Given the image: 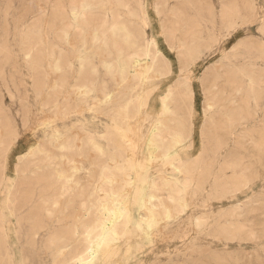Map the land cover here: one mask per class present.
<instances>
[{"label": "rangeland", "instance_id": "1", "mask_svg": "<svg viewBox=\"0 0 264 264\" xmlns=\"http://www.w3.org/2000/svg\"><path fill=\"white\" fill-rule=\"evenodd\" d=\"M97 2L93 14L105 12L107 24L117 21L134 36L152 39L165 50L166 60L146 75L130 69L137 76L131 82L113 80V68L105 66L117 61L113 40L107 38L105 55H98L87 36L81 40L78 23L67 41L51 40L71 68L65 87L58 89L46 35L56 0H0V264H62L80 245L79 235L89 223L107 231L106 239L92 243L86 264H260L264 0ZM33 30L40 31L44 48L32 38ZM80 55L91 68L82 83ZM178 58L186 69L180 70ZM33 59L40 63L38 76ZM184 79L190 87L183 86ZM169 89L174 95L170 106L183 108L187 124H193L180 144H173L168 131L162 133L163 142L153 139ZM107 127L111 136L106 141ZM8 137L15 140L10 144ZM67 144L74 145L72 154ZM26 148L33 149L18 156ZM113 152L120 153L127 178H135L136 168L159 190L138 182L113 198L116 179L111 175L103 185L107 196L94 193L101 183L99 165H109L111 172L115 168ZM52 177L66 183V193L50 186ZM139 191L152 196L147 203H134ZM173 193L177 197L170 202L167 196ZM58 237L65 240L60 243Z\"/></svg>", "mask_w": 264, "mask_h": 264}, {"label": "bare ground", "instance_id": "2", "mask_svg": "<svg viewBox=\"0 0 264 264\" xmlns=\"http://www.w3.org/2000/svg\"><path fill=\"white\" fill-rule=\"evenodd\" d=\"M97 4H98L97 0L96 1L95 0H67V3L66 4H64V0H56L55 5L51 8L50 15H49V21L47 23V31H46L47 40L49 41V51H50V53H48V57H49V60H50V61L48 60L49 61L48 65L50 66V68H51L52 71H54L55 73H58V75H59L60 80L59 81H56L55 82V85H54L58 89H62V88L65 87V84L68 82L67 81L68 76H66V74L71 71V68L67 64L66 59H63V57H61V53L60 52H55L53 50L54 48L51 45V40L53 39V37H58L61 40L67 41L68 38H69L70 32H71V29L74 30L75 28H78V26L76 25L78 23H80L82 25L81 28H83L82 30H83V35L84 36H83V38L81 40L84 42L85 39L87 40V38L85 37V36H87L89 38V40L91 41L92 45L94 46V48H96V53L98 55H105V52L103 50V47L106 46L105 40L107 38H111V40H113V42H114L113 43V46H114V48L116 49V52H117V61H116L115 65H111V64H106L105 65L107 68H110V69L113 68L112 69L113 71L111 70L112 71L113 80H115V78H117V79L120 80L121 83H123V82H131V81H133L137 77L136 76L137 71H139V73H141L143 75H146L147 72L150 71L152 68H156L157 65H158V63L162 62V60L163 61L166 60V57L164 56L165 50L159 48L157 46V44L152 39H150V38L149 39H144V38L143 39H140L138 36H134L132 34V32H130L125 26L119 24L117 21H113L110 24H107V22L104 20L105 15H107L105 12L98 13L97 15L93 14V10L97 7ZM94 15H95L96 18H94ZM98 19L101 20L100 23H97V22H99V21H97ZM70 21H71V23H69ZM229 24H231V23H229ZM81 28H79V29H81ZM144 34L146 35V33H144ZM32 35H33L32 38L37 39L36 44L39 43L44 48V44H43V41H42V37L40 35V31L33 30L32 31ZM47 45H48V43H47ZM82 47H84V43H82ZM82 50H84V49H82ZM180 55H181V53H178V56H180ZM78 62H79V66H78L79 67V71H78L79 78H78V81L80 83H82L83 81H88V79L90 78L89 77L90 74H88L87 71H89L91 68L88 67V65H87L86 57L84 55H80ZM31 64H32L33 70L35 72H37L36 75L38 76L39 75L38 74V70L40 68L39 61L33 59L31 61ZM178 64L181 67L180 70H184L187 67L186 62H184V60L182 58H178ZM132 68H134L135 69L134 72H136V73H133L134 75L132 73L130 74V69H132ZM183 86L186 87V88L190 87V84H189V80L188 79H184ZM82 93H84V91ZM76 94H78V93H76ZM192 94L194 96H196L197 90L196 89L192 90ZM95 96H96V94H95ZM173 96H174L173 95V90L172 89H169L168 92L166 93V96H165L164 100L161 102V106H160V108H161L160 109L161 110V116H160V118L157 121L158 124L155 126V129L153 130L154 131L153 139H154V142L155 143H161V142H163V139L161 137L162 136V133L168 131L169 133L172 132V135L171 134H169V135L172 138L171 141H173V144H180L185 139H187V137L189 136V132H191V130L193 128V124L192 123L191 124H187L186 119H185L186 112L184 111L183 108L182 109H179L177 106H174L172 108V106H170V104L172 103L171 101H172ZM159 104H160V102H159ZM174 108H176V109H174ZM54 109H56V108H54ZM190 109L191 108L189 107V110ZM111 126H113V125H111ZM110 129H111L110 127H107L103 131V134L102 135L106 137V141L110 139V136H111ZM5 135H7V134H5ZM160 138H161V141H160ZM90 139H91V137H90ZM14 140H15L14 138H9V141H10L9 143L11 144ZM73 140H75V139H73ZM67 142H69V141H67ZM21 145L22 144H20L19 149L21 148ZM67 145L64 148L67 150V153L69 151V153L72 154V152H73L72 149H73V146L74 145H72V144H69L68 146ZM120 146H121V144L118 143V147H120ZM122 146H124V145H122ZM154 148H156V147H154ZM75 149H76V147H75ZM31 150H30V152H31ZM30 152H29V148L21 149V151L18 153V156H27V155H29ZM175 155H177V154L175 153ZM61 157H62V155H61ZM63 157H65V156H63ZM53 158H51V159H53ZM66 158H64V159H66ZM121 158L122 157H121L120 153H118V152L117 153H115V152L112 153V156L110 158V161H113L115 163L114 164V167L115 168L112 170L113 172L110 171L109 165L108 166L107 165H104V166L103 165H101V166L99 165V169H98V177L99 178L98 179L101 181V183L96 188V190L94 189V193H100V192H102V194L104 193V196H107V193L109 191L103 185L104 184H107L108 178L111 175L114 177V179H116L115 180V186H113V190L111 191L113 198H117L120 195H122V192H125L124 191V187L125 186H130L131 187L132 184L138 183V182L147 183L149 189L159 190V187L160 186H158V184H157V182L155 180H151L150 182L147 181V179H146L147 177L144 176V174L142 175L139 172V170H137L136 168L134 169L135 178H132V177L131 178H127L128 176L125 173V170H124L123 165L121 164L122 163ZM51 159L49 158L48 160H51ZM65 164H66V162H65ZM49 171H47V172L49 173ZM127 172H129V171H127ZM30 174H31V172H30ZM50 175H48V176H50ZM53 175L54 174H52L51 176H53ZM57 175H58V173H57ZM59 175H61V174L59 173ZM50 178H47V179H50ZM56 179L57 178L55 177V179L53 178L52 181H50V183H51L50 186H55L57 188L56 190H58V192L60 194L66 193V183H64L63 185H60V183L57 181L58 179L57 180ZM118 180H119V183H118ZM65 181L68 182L67 179ZM178 186H182V185H178ZM148 188H146V190ZM162 188H161V190H162ZM182 189H184V188H182ZM147 191L144 192V193L142 191L136 192V195L134 197V203L135 204L147 203L148 200L152 197V196L150 197V196L147 195ZM169 192H171V191H169ZM174 192H175V190H174ZM93 197H94L93 195L92 196L90 195L89 196V199L90 198H93ZM176 197H177V194L176 193H173L171 195H168L167 196V199L170 202H174L175 199H176ZM5 203H7V202H5ZM44 203H46V202L43 201V202H40V203H38L36 205L35 210H34V214H33L34 216H35V214H37L38 211H40L42 209ZM100 203L101 202H99V204ZM55 204H56V202H54V205ZM91 206L94 207L93 204H91ZM129 206H130V204H129ZM162 206H164V205L163 204H160L159 205V207H162ZM157 208H155V209H157ZM133 210H134V208H133ZM110 213H111V211H110ZM134 214H133V216H134ZM0 215L2 216V214H0ZM194 220H196V219H194ZM106 223H107V221H106ZM3 225H4V223H3ZM65 225H67V224H65ZM84 225H87V226L85 228L84 227L82 228L83 229L82 230V233L79 235L80 236L79 237L80 245H78V248H75L74 251L72 250V252H70L68 254L67 260H65V261L62 260L61 261L62 264H86L87 259L93 253V247L94 246H93L92 243L93 242H99L101 240L106 239V236L104 235V233L107 230H105V231H103V233H101L100 232V231H102L101 228H96L94 225H90V223L89 224H84ZM0 228H1V226H0ZM103 229H104V227H103ZM2 231L4 232V230H2ZM72 235H75V234H72ZM3 238H4V236H3ZM43 239H44V237H43ZM57 240L61 243V242H63V240H65V238L64 237H58ZM42 246H43V244H42ZM95 260H97V259H95Z\"/></svg>", "mask_w": 264, "mask_h": 264}, {"label": "snow or ice", "instance_id": "3", "mask_svg": "<svg viewBox=\"0 0 264 264\" xmlns=\"http://www.w3.org/2000/svg\"><path fill=\"white\" fill-rule=\"evenodd\" d=\"M242 22H237L236 27H240ZM260 264H264V259L260 261Z\"/></svg>", "mask_w": 264, "mask_h": 264}]
</instances>
